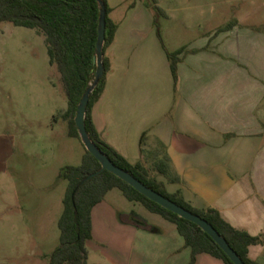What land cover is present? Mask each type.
<instances>
[{
  "label": "crops",
  "instance_id": "obj_1",
  "mask_svg": "<svg viewBox=\"0 0 264 264\" xmlns=\"http://www.w3.org/2000/svg\"><path fill=\"white\" fill-rule=\"evenodd\" d=\"M133 2L119 18L110 6L117 29L91 110L97 131L130 162L166 161L178 179H159L193 206L214 207L233 227L264 233V29L234 20L169 48L148 5L145 24L132 16ZM179 49L174 81L167 52ZM107 193L92 208L86 250L100 248L115 264H189L191 249L173 223L148 221L144 229L122 222L120 213L131 210ZM249 256L261 264L264 243L251 245ZM194 264L224 262L200 253Z\"/></svg>",
  "mask_w": 264,
  "mask_h": 264
},
{
  "label": "rangeland",
  "instance_id": "obj_2",
  "mask_svg": "<svg viewBox=\"0 0 264 264\" xmlns=\"http://www.w3.org/2000/svg\"><path fill=\"white\" fill-rule=\"evenodd\" d=\"M133 1L138 11L132 16L139 15L145 24V3L164 11L158 24L169 48L234 20L264 29V0H107L116 7L114 18L122 17ZM66 106L43 35L0 22V264H49L60 243L58 219L67 187L60 172L79 165L84 153L81 140L68 134L62 117ZM145 164L156 175L152 160ZM107 194L118 208L135 210L149 222L168 223L118 188ZM87 250L88 264H115L100 248L89 245Z\"/></svg>",
  "mask_w": 264,
  "mask_h": 264
},
{
  "label": "trees",
  "instance_id": "obj_3",
  "mask_svg": "<svg viewBox=\"0 0 264 264\" xmlns=\"http://www.w3.org/2000/svg\"><path fill=\"white\" fill-rule=\"evenodd\" d=\"M101 1L105 4L106 11L104 74L90 93L86 108L85 126L90 138L112 163L128 171L146 186L207 220L227 240L245 264H259L249 256V247L264 243V233L251 235L245 230L235 228L216 208L195 207L184 198L180 190L169 191L167 183L159 179V176L174 181L178 178L169 176L166 161L159 160L155 163L156 175H151L142 161L130 162L101 138L94 125L91 110L104 90L106 74L110 67L105 50L113 41L117 29V24L109 16L112 8L107 0ZM133 4L134 2L131 3ZM147 5L152 11L153 23L159 34L158 16L164 11L149 1ZM99 14V0H0V22L32 28L43 35L49 63L56 66L67 97V106L62 117L68 123V134L79 139L74 117L81 97L94 81ZM231 25L233 22L228 24V27ZM181 51L182 49L167 52L174 81L177 80L176 66ZM100 167V162L84 147L81 163L61 170L60 176L67 180V187L63 197V210L58 219L60 243L49 256V264H88L86 241L92 238L91 211L113 188H118L129 201L138 202L148 211L173 223L186 246L191 249L189 264H194L196 256L200 253L219 258L224 264H234L211 236L196 223L152 201L112 172L103 170L85 180ZM119 218L122 222L140 228H151L148 221L135 210L120 213Z\"/></svg>",
  "mask_w": 264,
  "mask_h": 264
},
{
  "label": "water",
  "instance_id": "obj_4",
  "mask_svg": "<svg viewBox=\"0 0 264 264\" xmlns=\"http://www.w3.org/2000/svg\"><path fill=\"white\" fill-rule=\"evenodd\" d=\"M100 2V14H99V24H98V36L96 42V50L94 56V62L96 63V70L94 74V81L91 86L86 89L83 96L80 99L79 104L77 105L76 115L74 117V122L77 127L79 137L83 142L84 147L88 150L101 164V167L98 171L90 174L85 178V180L90 177L97 175L99 172L103 170H108L112 172L114 175L127 182L129 185L134 187L137 191H139L144 196L148 197L152 201L160 204L166 209L178 214L179 216L188 219L194 223H196L200 228H202L211 238L220 246V248L227 254V256L231 259L234 264H245L244 261L240 258L237 252L230 246L227 240L205 219L200 217L197 214L190 212L184 207L178 205L174 201L169 198L163 196L158 193L154 189L146 186L140 180L135 178L128 171L122 169L121 167L112 163L110 158L102 153L97 145L90 138L86 126H85V113L89 100L90 93L92 92L94 86L99 82L101 77L104 74V66H103V48H104V39H105V4L99 0ZM84 181V180H83ZM82 181V182H83Z\"/></svg>",
  "mask_w": 264,
  "mask_h": 264
}]
</instances>
